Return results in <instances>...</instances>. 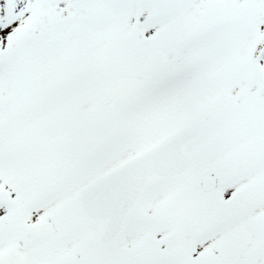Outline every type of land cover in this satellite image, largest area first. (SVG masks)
Here are the masks:
<instances>
[{
  "label": "snow or ice",
  "instance_id": "obj_1",
  "mask_svg": "<svg viewBox=\"0 0 264 264\" xmlns=\"http://www.w3.org/2000/svg\"><path fill=\"white\" fill-rule=\"evenodd\" d=\"M0 264H264V0H0Z\"/></svg>",
  "mask_w": 264,
  "mask_h": 264
}]
</instances>
